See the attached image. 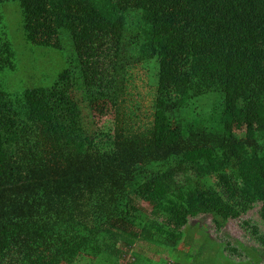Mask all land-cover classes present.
Segmentation results:
<instances>
[{
  "label": "trees",
  "instance_id": "trees-1",
  "mask_svg": "<svg viewBox=\"0 0 264 264\" xmlns=\"http://www.w3.org/2000/svg\"><path fill=\"white\" fill-rule=\"evenodd\" d=\"M10 3L29 44L71 38L50 87L3 90ZM257 204L264 0H0V264H124Z\"/></svg>",
  "mask_w": 264,
  "mask_h": 264
},
{
  "label": "rangeland",
  "instance_id": "rangeland-1",
  "mask_svg": "<svg viewBox=\"0 0 264 264\" xmlns=\"http://www.w3.org/2000/svg\"><path fill=\"white\" fill-rule=\"evenodd\" d=\"M3 11L7 18L8 38L16 55L15 69L6 70L2 75V87L6 93L17 94L36 88L50 87L64 69L76 65V53L69 36H61L62 50L29 44L22 28L21 11L18 5L7 4ZM193 115L191 112L184 113L187 120ZM106 125L109 128V122ZM142 205L151 212V208L146 203ZM261 206L257 204L239 220H231L222 230L216 228L212 216L201 215L191 218L187 229L189 232L186 231L187 236L194 238L188 240L190 244L182 242L177 249H171L165 245L146 243L145 249L143 247L145 244L142 243L144 251L139 252L135 256L136 259L131 252L128 253L123 263L264 264V245L259 239V237L264 238V221L260 216ZM254 228L258 229V236L255 235ZM253 249L256 252L249 255L248 251ZM257 256L260 257L261 263ZM98 264H110V262Z\"/></svg>",
  "mask_w": 264,
  "mask_h": 264
}]
</instances>
